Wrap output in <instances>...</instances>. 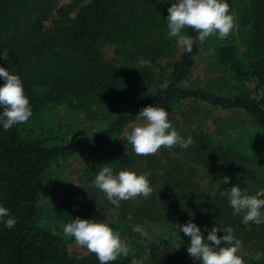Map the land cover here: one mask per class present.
<instances>
[{"label":"trees","instance_id":"obj_1","mask_svg":"<svg viewBox=\"0 0 264 264\" xmlns=\"http://www.w3.org/2000/svg\"><path fill=\"white\" fill-rule=\"evenodd\" d=\"M63 1L0 0V67L21 78L31 117L63 108L73 115L98 113L106 122L96 134H78L69 142L58 129L40 136L24 132V124L9 130L0 124V206L16 220L12 229L5 225L9 217L0 220V264H100L95 254L69 251L74 239L64 235L63 226L77 218L73 210L56 206L49 222L41 224L40 185L55 163L80 151L103 161L95 163L92 174L104 166L114 175L138 169L148 174L153 188V196L144 200L149 210L137 211L136 224L121 228L123 236L133 238L128 256L111 264L143 257L152 264H201L189 255L191 239L179 229L189 220L205 239L213 227H232L242 241L238 254L245 264H264V224L245 225L244 213L233 215L229 203L233 186L249 195L264 190V0H225L236 7L237 39L218 43L215 56L238 83L231 94L185 85L202 45L191 29L184 33L195 40L192 52L182 48L170 65L160 66L173 55L175 40L168 36L166 18L176 0ZM107 44L114 46V57L104 56ZM251 80L253 93L246 86ZM189 100L242 111L253 124L234 119L218 121L214 128L186 111L181 118L169 115ZM148 106L164 108L172 127L193 144L137 156L125 138L131 129H125L141 121L137 115ZM110 143L116 148L106 160L101 153ZM225 176L229 183H223ZM132 206L141 209L135 202ZM155 217L161 223L156 235L133 231L139 225L149 233Z\"/></svg>","mask_w":264,"mask_h":264},{"label":"clouds","instance_id":"obj_2","mask_svg":"<svg viewBox=\"0 0 264 264\" xmlns=\"http://www.w3.org/2000/svg\"><path fill=\"white\" fill-rule=\"evenodd\" d=\"M230 13V6L225 0H176L168 8L167 28L168 36L176 38L177 44L186 52L191 53L195 40L184 33L191 29L198 33V41L203 44L205 40L218 34L223 40L228 37L236 27L235 18ZM0 124L4 130L14 125L24 124L32 116L29 100L24 92V86L18 75L10 74L4 67H0ZM144 123L131 126V131L125 133V138L131 144L137 156L155 155L163 148L172 149L179 145L187 149L193 144L191 137L184 140L172 127L168 119V112L161 107L148 106L137 115ZM223 183H229V177H223ZM93 184L102 191L108 201L116 208L121 201L134 200L137 197L147 199L153 192L148 174L137 175L135 172L122 170L114 175L110 167L104 166L96 175ZM264 190L255 195H249L239 185L230 188L229 203L233 215L244 213L242 223L245 225L255 223L264 224ZM9 217L5 225L12 229L16 220L9 216V210L0 206V220ZM180 232L190 237L191 243L187 251L189 255L201 264H245L238 253L242 250V241L234 236L232 227H213L205 239L201 229L191 220L184 226H179ZM133 231L142 237L148 233L143 227L137 225ZM223 231V236L217 233ZM66 237L73 238L76 245L86 248L89 253L95 254L100 264H111L118 257L129 254L128 244L121 239L105 222H93L77 217L63 226ZM211 242V245L208 243ZM225 247H220L221 243ZM260 258L258 253L255 257ZM131 264H143L142 260L132 259Z\"/></svg>","mask_w":264,"mask_h":264},{"label":"rangeland","instance_id":"obj_3","mask_svg":"<svg viewBox=\"0 0 264 264\" xmlns=\"http://www.w3.org/2000/svg\"><path fill=\"white\" fill-rule=\"evenodd\" d=\"M67 2L68 0L63 1V3ZM235 11L236 7H230L229 14L233 15L234 18ZM173 39L175 40V44H173V55L160 60V66L162 68L170 65L182 52V47L177 44L176 38ZM236 39L235 28L223 40L218 38V34L208 37L201 45L195 58L194 66L185 81V85L200 87L212 93L223 92L231 94L236 92L238 88L237 81L233 80L231 75L220 67L215 56V49L218 43L225 44ZM102 50L106 58L114 57L113 45L107 44ZM246 86L252 93L254 92V80L248 82ZM123 110H125L124 107L119 108V111ZM182 111H186V113H189L195 119H206V124L214 128L218 121L232 122L234 119L246 121L249 126L253 124L252 118L242 111L220 110L207 105L205 102L193 100L187 101L183 106L174 107L169 112V115L175 118H181ZM116 112V110H111L109 113ZM105 122L98 113L94 117H88L86 113L73 115L71 112H66L63 108H59L56 111L42 112L37 116L31 117L28 122L24 123V132L29 130L35 132L37 135L43 136L49 134L52 130L55 131L58 129L65 134L66 139L64 141L69 142L71 138L78 134L85 136L96 134ZM142 123H144L143 120L137 122V124ZM130 129L126 128L125 132ZM119 140L120 138H117L116 142L119 143ZM115 148L116 144L110 143L101 154L108 160L111 158V154L115 151ZM102 162L98 154L80 151L75 156L67 160H59L53 165L47 178L40 185L39 212L41 224L46 225L49 222L52 211L56 206L68 207L74 211L75 217L93 222L107 223L115 232L120 234L121 239L128 246H132L131 242L133 238L131 236H123L121 228L124 225L131 226L133 222L136 224L135 215L137 211L145 212L149 210L148 207L151 204L144 203L146 199L141 196L131 201H121L119 208L112 205L106 195L93 184L98 174H92V171L90 172L95 163L101 164ZM132 172H135L137 175L143 174L138 169ZM151 196L153 195L151 194ZM124 202L126 203L124 204ZM133 202L138 204L141 209L133 210ZM158 218H153L151 223L154 224H152L153 226L149 230L148 237L158 233L159 227L157 226L161 224ZM68 249L75 255L89 253L86 248L78 247L74 240L68 245ZM141 260L143 264H152L147 257H143Z\"/></svg>","mask_w":264,"mask_h":264}]
</instances>
